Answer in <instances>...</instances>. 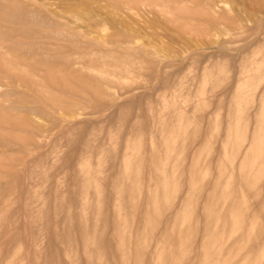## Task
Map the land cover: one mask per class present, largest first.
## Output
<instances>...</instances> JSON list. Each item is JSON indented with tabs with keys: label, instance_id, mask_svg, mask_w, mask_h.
Wrapping results in <instances>:
<instances>
[{
	"label": "rangeland",
	"instance_id": "rangeland-1",
	"mask_svg": "<svg viewBox=\"0 0 264 264\" xmlns=\"http://www.w3.org/2000/svg\"><path fill=\"white\" fill-rule=\"evenodd\" d=\"M135 1L0 0V264H264V0Z\"/></svg>",
	"mask_w": 264,
	"mask_h": 264
},
{
	"label": "bare ground",
	"instance_id": "bare-ground-1",
	"mask_svg": "<svg viewBox=\"0 0 264 264\" xmlns=\"http://www.w3.org/2000/svg\"><path fill=\"white\" fill-rule=\"evenodd\" d=\"M132 4H135V5L137 6V9H136V10H138V7H139V9H140L141 6H143V5L146 6L147 3H146L145 0H143V1H142V0H139V1H135V2H133V3H129V4L126 3L124 6H127V7L129 6V7H131ZM209 5H210V4H209ZM215 5H217V4L214 3V5H213V4L210 5V7L208 8L209 10H211L210 12H214V11H216V10H215V8H216ZM211 6H212V7H211ZM127 7H126V8H127ZM129 7H128V10L130 9L131 11H133V8L131 9V8H129ZM218 8H219V7H218ZM16 10H18V9L16 8ZM134 10H135V8H134ZM21 12H22L21 10H18V12H13V13L11 14V18L14 19L13 21L16 20V21L19 22V24H20V23H21V24H30V23H31V20H30V18L28 17V15H27L26 13H24V12H22V13H21ZM224 23H225V22H224ZM234 25H235V23H234ZM59 33H60V32H59ZM59 33H58V34H59ZM60 34H61V33H60ZM60 34H59V36H62V34H61V35H60ZM114 39H115V38H114ZM116 39H118V38H116ZM117 41H118L119 43H121L122 45L126 46V47H129V46H130L129 48H131V45L134 44L133 41H132V43H131V42H126V41L121 42L120 39L117 40ZM130 41H131V40H130ZM121 47H122V46H121ZM125 49H126V48H125ZM111 50H112V49H111ZM109 51H110V50H109ZM113 51H114V50H113ZM89 75L91 76V74H89ZM15 109H16V108H15ZM24 109H25V108H24ZM27 109H28V108H27ZM241 177H242V176H241ZM228 179H229V180H228ZM228 179H227L228 182H230V181L233 182V180H231V178H228ZM232 182H231V183H228V184H232ZM228 184H227V181H226V185H227V186H228ZM229 187H230V185H229ZM164 188L167 190L166 187H164ZM231 188H232V187H231ZM231 188H226V190L229 189L230 192H226V191H225V195L223 196L224 198H225V196H226V199H228V198H227V193H232V192H233V191L231 192ZM229 190H228V191H229ZM233 190H234V189H233ZM165 194H166V193H165ZM228 195H229V194H228ZM232 195H233V197H234L235 192H234V194H232ZM229 196H230V195H229ZM236 196H237V195H236ZM236 196H235V197H236ZM221 197H222V196H221ZM221 197H220V199L222 200ZM231 197H232V196H231ZM231 197H230V198H231ZM233 197H232V199H228V200L231 202V201L233 200ZM224 198H223L222 201L219 199V201H220V202H224ZM236 198H237V197H236ZM220 202H219V203H220ZM224 203H229V202H224ZM232 208H235V207H232ZM214 216H215V215H214ZM215 217H217V216H215ZM238 217H239V216H238ZM212 218H214V217L212 216ZM212 218H211V219H212ZM236 218H237V217H236ZM211 219H210V220H211ZM216 219L218 220V217H217ZM240 219H242V218L240 217ZM186 220H187V219H186ZM236 220H239V219L237 218ZM213 221H216V220H213ZM210 222H211V221H210ZM232 222H234V219L232 220ZM212 223H213V222H212ZM237 223L239 224L240 222H237ZM237 227H238V226H235V228H237ZM179 230H182V228H181V229H177V230H175V232H176V231L178 232V235H180L179 232H181V231H179ZM175 232L173 233L174 235L172 234L173 236H176V235H175ZM177 232H176V233H177ZM182 232H183V231H182ZM212 232L214 233V231H212V229H211V232H209V233L213 234ZM215 233H216V232H215ZM215 233H214V234H215ZM190 237H192V235H190ZM188 238H189V237H188ZM172 239H175V237L172 238ZM180 239L182 240V238L180 237L178 241H181ZM191 239H192V238H189V239H188L189 242H191V241H190ZM176 241H177V240H176ZM181 242H183V241H181ZM181 242H179V243H181ZM189 242H188V244H189ZM219 242H220V241H219ZM222 242H223V241H222ZM216 243H217V246H218V244H219L218 241H216ZM216 243L213 244V245H216ZM175 244H176V243H175ZM175 244H174V245H175ZM177 244H178V243H177ZM177 244H176V246H177ZM191 244H192V243H191ZM191 244H190V245H191ZM123 245H124V244H123ZM178 245H179V244H178ZM181 245H182V243H181ZM181 245L175 247V249L172 248V247H173V245H172V247H169L168 249H169V251L172 250V249H173V251L175 250V254H178L177 256H179V254H182L181 250L184 251V249L186 248V247H185L186 244L184 245V247H185L184 249H182V247H180ZM190 245H189V246H190ZM148 246H149V245H148ZM192 246H193V245H192ZM217 246H216V247H217ZM178 247L181 248V250H180ZM190 247H191V246H190ZM170 248H172V249H170ZM146 249H149V248H148V247H145V249H143V250H145L146 253H149L150 251H149V250H146ZM177 249L179 250L178 253H177V251H176ZM186 249H187V248H186ZM186 249H185V250H186ZM231 250H232V249H231ZM241 250H242V249H241ZM147 251H149V252H147ZM143 252H144V251H143ZM143 252H142V253H143ZM167 252H168V251H166L165 253L167 254ZM180 252H181V253H180ZM185 252H186V251L183 252V255H186V254H184ZM237 252H239V251H237ZM241 252H242V251H241ZM120 253H121V252H120ZM142 253H141V254H142ZM146 253H145V255H144V253H143V255H144V256H147ZM165 253H164V254H165ZM170 253H172L171 256L174 254V252H172V251H170ZM164 254H163V257H162V258H163V259H164V258H165V259L168 258V259L170 260L169 257H171V256H170L169 254H167V255H166V254L164 255ZM168 255H169V257H168ZM217 255H218V254H217ZM219 255H220V254H219ZM164 256H165V257H164ZM166 256H167V257H166ZM173 257H174V258H173ZM175 257H176V255H175V256H174V255L172 256L173 259H176ZM179 257H181V256H179ZM179 257H177V259H178ZM187 257H188V256H187ZM172 258H171V259H172ZM173 259H172V260H173ZM166 261H168V260H163L164 264H165ZM170 261H171V260H170ZM172 262H174V263H178V264H179L180 261L173 260V261H171V263H172ZM189 262H190V261H189ZM186 263H187V261H186ZM162 264H163V263H162ZM166 264H169V261L166 262Z\"/></svg>",
	"mask_w": 264,
	"mask_h": 264
}]
</instances>
